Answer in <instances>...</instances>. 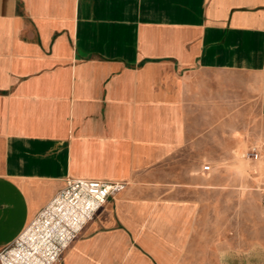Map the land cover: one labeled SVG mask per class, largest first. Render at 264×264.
Returning <instances> with one entry per match:
<instances>
[{
    "label": "crops",
    "instance_id": "0c3cea01",
    "mask_svg": "<svg viewBox=\"0 0 264 264\" xmlns=\"http://www.w3.org/2000/svg\"><path fill=\"white\" fill-rule=\"evenodd\" d=\"M69 177L56 264H264V0H0V252Z\"/></svg>",
    "mask_w": 264,
    "mask_h": 264
},
{
    "label": "built area",
    "instance_id": "2783aa9c",
    "mask_svg": "<svg viewBox=\"0 0 264 264\" xmlns=\"http://www.w3.org/2000/svg\"><path fill=\"white\" fill-rule=\"evenodd\" d=\"M243 156L248 161L257 160L261 150L252 147ZM204 169L208 170L209 165ZM123 186L121 181L67 178L66 185L14 245L0 252L1 264H56L84 226Z\"/></svg>",
    "mask_w": 264,
    "mask_h": 264
}]
</instances>
